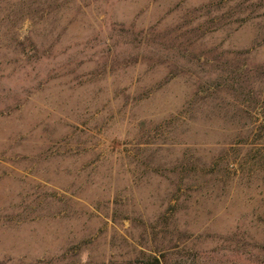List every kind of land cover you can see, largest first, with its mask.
I'll use <instances>...</instances> for the list:
<instances>
[{
  "label": "rangeland",
  "instance_id": "374dc122",
  "mask_svg": "<svg viewBox=\"0 0 264 264\" xmlns=\"http://www.w3.org/2000/svg\"><path fill=\"white\" fill-rule=\"evenodd\" d=\"M0 264H264V0H0Z\"/></svg>",
  "mask_w": 264,
  "mask_h": 264
}]
</instances>
